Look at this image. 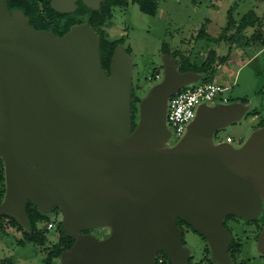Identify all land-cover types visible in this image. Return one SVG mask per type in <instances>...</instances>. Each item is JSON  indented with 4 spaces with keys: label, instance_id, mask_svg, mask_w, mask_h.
Listing matches in <instances>:
<instances>
[{
    "label": "water",
    "instance_id": "95a60500",
    "mask_svg": "<svg viewBox=\"0 0 264 264\" xmlns=\"http://www.w3.org/2000/svg\"><path fill=\"white\" fill-rule=\"evenodd\" d=\"M78 0H52L72 12ZM104 0H83L95 10ZM136 1V0H128ZM165 54L162 76L140 97L133 129L134 59L124 44L101 59V36L78 23L63 35L35 29L0 0V216L30 231L27 201L58 206L75 239L56 264H156L164 251L186 264L179 216L205 235L220 262L222 221L254 217L264 196V126L240 146L216 132L248 113L246 102L202 103L174 144L169 102L202 74ZM107 227L106 237L91 231Z\"/></svg>",
    "mask_w": 264,
    "mask_h": 264
},
{
    "label": "rangeland",
    "instance_id": "374dc122",
    "mask_svg": "<svg viewBox=\"0 0 264 264\" xmlns=\"http://www.w3.org/2000/svg\"><path fill=\"white\" fill-rule=\"evenodd\" d=\"M249 12L260 17L264 29V0H159L154 15L143 12L137 2L130 1L126 7L114 8L112 25L105 27V31L112 38H124V45L134 59V93L141 97L154 84L156 70L163 69L165 54L173 56L180 52L192 64L206 59L207 50H216L217 56L227 55L230 42L221 37L224 26L230 16L240 19ZM202 31L205 36H200ZM252 31L249 29V33ZM235 49L229 60L217 69L215 81L228 87L224 95L230 102L246 100L249 110L242 120L218 130L215 139L231 138L233 145L240 146L264 121V46L251 43L238 48V53ZM177 57L179 65L182 58ZM201 82L202 79L198 83ZM175 142L174 135L170 143ZM49 216L56 228L51 230L50 241L45 246L28 241L19 244L23 231L17 227L7 225L5 232L0 229V264L3 258H8L7 264H42L48 247L58 241L62 212L55 210ZM91 232L103 238L110 229L102 227ZM187 238L199 256L202 242L192 232Z\"/></svg>",
    "mask_w": 264,
    "mask_h": 264
},
{
    "label": "trees",
    "instance_id": "16d2710c",
    "mask_svg": "<svg viewBox=\"0 0 264 264\" xmlns=\"http://www.w3.org/2000/svg\"><path fill=\"white\" fill-rule=\"evenodd\" d=\"M159 0H136L140 9L150 15H154L158 8ZM11 10L20 9L26 16L30 18V24L35 29H45L54 32L57 35H63L68 32L71 27L80 22H87L92 25L98 34L101 36V59L103 68L109 73L111 57L114 49L118 44H124V38L115 39L109 36L105 31V27L112 25L113 10L115 7H126L128 0H105L102 2L100 9L93 10L87 7L83 2L79 3L78 9L72 14L57 12L51 6V0H7ZM262 22L258 15L254 12L244 14L240 19H235L230 16L226 26H224V33L221 37L230 42L229 52L227 55L217 56L216 50H207L206 59L201 60L200 64H192L187 55L177 52L173 57L180 56L181 62L178 67L181 72L195 71L202 74V82H214L217 78L218 68L225 64L235 48H242L243 45H250L251 43L262 44L264 46V29H262ZM253 29L249 33V29ZM205 36L204 31L200 36ZM235 47V48H234ZM130 53V49L127 48ZM161 71L160 69H158ZM156 70L155 75L159 72ZM230 100V99H229ZM140 97L133 93L132 96V118L133 129L136 127L138 120V103ZM247 102L246 100H242ZM264 126V121L258 127ZM5 192V173L3 160L0 158V202L3 199ZM55 210L61 211L58 206L51 209L49 213H43L30 200L27 201V215L30 224V231L25 230L13 218L3 215L0 216V229L4 232L5 228L11 226L17 227L23 231V238L19 244L24 245L26 241L32 242L38 246H45L50 241L51 230L47 228L50 223L49 214ZM44 225V226H42ZM58 241L52 246L48 247L46 256L42 264H56L57 259L61 253L70 248L75 239L67 234L62 221L58 225ZM165 256V255H164ZM166 259H168L165 256ZM169 260V259H168ZM3 264H7L8 258L1 260ZM158 262V258H157ZM170 262V260H169ZM170 264V263H169Z\"/></svg>",
    "mask_w": 264,
    "mask_h": 264
},
{
    "label": "flooded vegetation",
    "instance_id": "af4514ba",
    "mask_svg": "<svg viewBox=\"0 0 264 264\" xmlns=\"http://www.w3.org/2000/svg\"><path fill=\"white\" fill-rule=\"evenodd\" d=\"M81 2L83 0H78L76 9L66 14L74 13ZM260 200L261 209L254 217H243L237 214H228L224 217L222 221L224 231L221 234L220 262L213 259V248L208 238L199 233L191 224L176 216V223L182 232V245L189 250L186 264H264V196H261ZM191 232L195 233L198 242L203 244L199 256H196V252L188 243L187 237ZM164 255L167 257L164 251L158 253L156 264H173ZM176 264L182 263L178 260Z\"/></svg>",
    "mask_w": 264,
    "mask_h": 264
},
{
    "label": "built area",
    "instance_id": "2783aa9c",
    "mask_svg": "<svg viewBox=\"0 0 264 264\" xmlns=\"http://www.w3.org/2000/svg\"><path fill=\"white\" fill-rule=\"evenodd\" d=\"M162 73L158 72L153 78L157 81ZM228 89L218 81L201 82L181 89L173 95L169 102L167 124L171 131V137L175 135V141L179 140L186 132L188 124L194 119L197 108L202 103L215 104L218 102H228L224 93ZM232 142L231 138H227ZM49 230H54L56 224L50 222L47 225Z\"/></svg>",
    "mask_w": 264,
    "mask_h": 264
},
{
    "label": "crops",
    "instance_id": "0c3cea01",
    "mask_svg": "<svg viewBox=\"0 0 264 264\" xmlns=\"http://www.w3.org/2000/svg\"><path fill=\"white\" fill-rule=\"evenodd\" d=\"M235 51H237V53H238V52H239V49H238V48H236V49H235ZM217 78H218V76H217Z\"/></svg>",
    "mask_w": 264,
    "mask_h": 264
}]
</instances>
